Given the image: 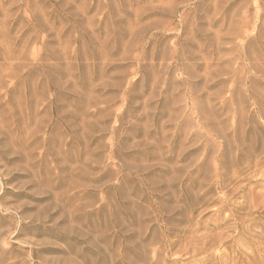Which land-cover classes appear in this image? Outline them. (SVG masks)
<instances>
[{
  "label": "rangeland",
  "instance_id": "rangeland-1",
  "mask_svg": "<svg viewBox=\"0 0 264 264\" xmlns=\"http://www.w3.org/2000/svg\"><path fill=\"white\" fill-rule=\"evenodd\" d=\"M0 264H264V0H0Z\"/></svg>",
  "mask_w": 264,
  "mask_h": 264
}]
</instances>
